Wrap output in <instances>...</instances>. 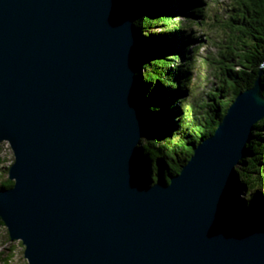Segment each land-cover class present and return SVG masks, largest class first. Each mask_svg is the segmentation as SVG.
<instances>
[{"label":"water","instance_id":"water-1","mask_svg":"<svg viewBox=\"0 0 264 264\" xmlns=\"http://www.w3.org/2000/svg\"><path fill=\"white\" fill-rule=\"evenodd\" d=\"M140 13L133 0H0V143L14 153L0 218L29 264H264V212L236 170L264 118L263 72L179 172L153 180Z\"/></svg>","mask_w":264,"mask_h":264},{"label":"trees","instance_id":"trees-1","mask_svg":"<svg viewBox=\"0 0 264 264\" xmlns=\"http://www.w3.org/2000/svg\"><path fill=\"white\" fill-rule=\"evenodd\" d=\"M133 1L141 8L135 23L143 48L138 87L151 123L147 140L142 143L140 164L145 176L156 180L159 176L168 178L179 172L194 147L214 133L236 96L252 87L260 72H263L264 87V0H233L238 7L245 8L237 19L240 25L236 27L242 44L237 46L238 52L233 51L235 55L230 56L229 63L223 62V86L210 95L213 104H209L204 115L196 112L189 121L185 120V113L180 115L182 105H176V101L178 94L183 92L181 87L188 85L187 79L184 81L181 77L184 74L189 78L191 53L197 40L185 31L186 24L195 23V19L203 15L204 8L199 4L202 1ZM156 27L158 31L151 30ZM232 59L236 60L235 64ZM225 88L231 93L230 98H225L226 94L220 97ZM247 151V156L236 168L244 185L242 198L253 213L260 209L264 212V118L254 125ZM13 183L10 178L1 180L0 174V189L9 188ZM0 224L5 225L1 218Z\"/></svg>","mask_w":264,"mask_h":264},{"label":"rangeland","instance_id":"rangeland-1","mask_svg":"<svg viewBox=\"0 0 264 264\" xmlns=\"http://www.w3.org/2000/svg\"><path fill=\"white\" fill-rule=\"evenodd\" d=\"M201 1L199 4L204 8L203 15L196 18L195 23L186 24L185 28L186 32L197 38L196 46L191 53L189 78L184 74L181 77L184 81L187 79L188 85L185 88L181 87L183 92L178 94V102L176 101V105L180 107L182 105L180 115L183 116L185 113L186 121L195 117L196 112L204 115V111L213 104L214 101L210 95L215 91L219 92L223 86L225 77L221 69L224 68L223 62L227 61L231 55H235L234 52L239 51L237 46L242 44L236 27L240 25L237 19L242 15L244 6L238 7L233 0ZM158 29L156 27L151 30L158 31ZM182 61L184 62V59ZM232 63L235 64L236 60L232 59ZM223 94H226L225 98L231 96L226 88L220 92V97L223 98ZM146 140L144 138L143 142ZM0 157L2 158L1 180H4L9 178V168L14 161V153L9 142L0 143ZM24 250L25 246L21 240H11L7 226L0 224V264H29ZM6 257L10 260L5 261Z\"/></svg>","mask_w":264,"mask_h":264}]
</instances>
